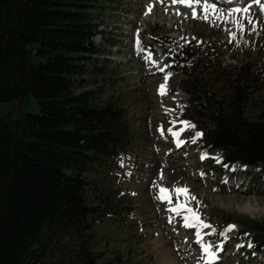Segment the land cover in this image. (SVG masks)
Returning a JSON list of instances; mask_svg holds the SVG:
<instances>
[{"label": "rangeland", "instance_id": "1", "mask_svg": "<svg viewBox=\"0 0 264 264\" xmlns=\"http://www.w3.org/2000/svg\"><path fill=\"white\" fill-rule=\"evenodd\" d=\"M249 1L236 15L209 0H99L98 54L76 78L75 91H90L99 104L115 101L127 113L130 142L121 157L85 174L88 202L98 207L88 247L96 264H170L158 244L174 264H264V249L242 226L264 221V173L221 166L217 152L205 151L192 123L180 117L188 98L178 89L184 75L171 73L161 51L208 42L217 56L212 64H252L262 89L254 96L264 97V0ZM180 92L183 101L173 102ZM12 107L38 110L28 96L0 105V114ZM246 205L255 220L241 213ZM50 264L79 261L70 253Z\"/></svg>", "mask_w": 264, "mask_h": 264}, {"label": "trees", "instance_id": "2", "mask_svg": "<svg viewBox=\"0 0 264 264\" xmlns=\"http://www.w3.org/2000/svg\"><path fill=\"white\" fill-rule=\"evenodd\" d=\"M99 8V0H0V105L32 96L38 108L0 114V264H50L70 253L96 264L88 247L98 207L88 202L85 174L121 157L130 142L127 113L115 101L75 91L98 54ZM210 46L161 45L171 73L184 75L180 117L221 166L264 173V97L254 96L260 73L245 61L212 64ZM242 226L264 249V221Z\"/></svg>", "mask_w": 264, "mask_h": 264}, {"label": "bare ground", "instance_id": "3", "mask_svg": "<svg viewBox=\"0 0 264 264\" xmlns=\"http://www.w3.org/2000/svg\"><path fill=\"white\" fill-rule=\"evenodd\" d=\"M185 2V1H184ZM247 2L248 3H250V4H252L251 3V1H249V0H247ZM252 2H255V0H253ZM186 4V6H190V4L191 3H185ZM215 4H217V3H215ZM249 4V5H250ZM218 5H220V6H222V8L224 7H227V6H229V5H225V4H218ZM231 14H235V13H231ZM239 13H236V15H238ZM172 17V16H171ZM176 99H173L174 101L173 102H175V103H177V102H179V101H183V95L181 94V92H180V94H177L176 96ZM178 139V138H177ZM180 143V142H179ZM229 202L227 203L228 205L231 203L230 202V200H228ZM249 209H250V207H249V205H246L242 210H241V213H243V214H246L247 216H249V217H251L252 219H254L255 220V218H253L255 215H253L251 212H249ZM193 225H195L194 223H193ZM158 247L161 249V250H163L164 251V254H166V256L168 257L167 259H168V262L170 263V264H174V261H173V257H171V254L170 253H167L166 252V247L165 246H162V244H158Z\"/></svg>", "mask_w": 264, "mask_h": 264}, {"label": "snow or ice", "instance_id": "4", "mask_svg": "<svg viewBox=\"0 0 264 264\" xmlns=\"http://www.w3.org/2000/svg\"><path fill=\"white\" fill-rule=\"evenodd\" d=\"M173 2L175 3L176 2V0H173ZM259 2V0H257V3ZM234 13H240L242 10L241 9H239V8H236V9H233L232 10ZM243 11L245 12V13H247V11H248V9L247 8H245V9H243ZM262 11H264V9H262ZM194 15H195V13H194ZM249 23H252V21L251 20H249ZM165 79H167V77L165 78ZM163 88H164V86L162 85L161 86V92H162V94H163ZM176 135H178V134H176ZM199 135V134H198ZM160 191H161V199H167V193H166V189H160ZM187 190L186 189H177V192H186ZM173 211H175V209H173ZM189 218L188 217H185V220L187 221ZM188 226H191V225H188ZM205 227H206V225H205ZM205 252H209V249L206 247L205 249ZM209 259L211 260V259H213V256L211 255V253L209 254Z\"/></svg>", "mask_w": 264, "mask_h": 264}]
</instances>
